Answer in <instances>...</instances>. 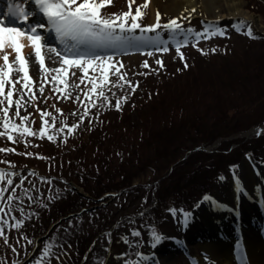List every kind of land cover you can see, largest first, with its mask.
Returning <instances> with one entry per match:
<instances>
[{
  "label": "rangeland",
  "instance_id": "374dc122",
  "mask_svg": "<svg viewBox=\"0 0 264 264\" xmlns=\"http://www.w3.org/2000/svg\"><path fill=\"white\" fill-rule=\"evenodd\" d=\"M188 5L191 7L179 10L171 8L169 0L154 5L149 0L146 7L144 0H133L131 7L129 0L106 4L101 9L104 16L125 11L134 14L140 7L144 15L139 22L147 25L156 18L157 10L162 14L161 23L184 13L183 24L199 28L215 23L227 26L228 34L212 35L215 27L205 28L210 29L208 38L179 43L184 59L177 51L178 42L169 43L168 51L152 50V55H148L150 50L117 54L109 60L108 80L96 92L91 90L92 81L99 70L85 73L79 66L63 65L58 55L52 57L51 50L42 52L44 69L39 68V61L30 66L33 82L23 88V73L15 58H10L12 79L21 78L13 99H20V114L28 119L15 115V103L9 115L11 121L32 128L33 134L4 129L2 108L6 102L0 105V132L23 136L16 143L0 135V148L15 149L0 151V168L6 171L0 186L9 190L0 196V209H4L0 211V264H17L31 251L35 236L44 233L63 212L99 203L92 198L107 192L117 195L105 199L108 201L94 211L58 225L27 264H80L95 236L112 226L114 230L98 240L86 264H104L110 245V264L126 260L131 264L137 253L155 247L153 231L178 233L181 224L175 213L179 219L181 209L190 212L206 194L227 202L235 170L246 182L243 166L247 156L260 159L264 170V132L246 133L264 121V0H244V10L254 14H242L246 18L233 17L224 0L215 2L216 11L207 9L204 0ZM192 8L196 11L188 16L186 10ZM219 18L225 23L210 21ZM247 24L253 28L251 37ZM161 59L163 67L157 64ZM62 66L68 67L67 74L55 71ZM10 87L11 82L5 91ZM100 91L103 96L98 95ZM77 122L76 129L64 127ZM42 127L44 134L39 132ZM210 137L215 139L210 144L222 140L210 151H193ZM13 172L9 185L7 178ZM70 182H82L92 198L74 194ZM246 201L251 204L254 197L247 193ZM214 207L210 204L208 209L215 214L225 212ZM17 220L22 223L17 225ZM133 230L139 235H133ZM167 260L166 264H190L182 254Z\"/></svg>",
  "mask_w": 264,
  "mask_h": 264
},
{
  "label": "snow or ice",
  "instance_id": "6c2138e0",
  "mask_svg": "<svg viewBox=\"0 0 264 264\" xmlns=\"http://www.w3.org/2000/svg\"><path fill=\"white\" fill-rule=\"evenodd\" d=\"M28 2V0H24L21 3V0H8V8L7 13L11 19L7 22L4 17L0 15V49H4L7 45H10L12 49L15 50L16 57L15 61L19 64V72L23 73L22 85L23 88L29 87V82H33V78L29 75V67L28 61L22 53V49L24 45L21 43V38L26 37L27 40L32 44L35 50L36 58L39 61V68L44 69L45 67V57L41 52L42 49V31L50 30L55 33L56 39L60 40L64 43L67 51L63 56V65H67L71 67L72 65L79 66V69H82L85 73L91 68L93 71L100 70L101 75L103 77V81L108 80V70H109V60L110 57H101L95 55L94 51H84L81 49V46H86L87 49H96V48H112V47H122V46H133L130 39L125 35V29L129 32H134L136 29H147V31L151 32L154 29H160L162 26L164 28L169 29L170 31L176 32L180 31L183 27V17L184 13H181L180 16L173 17L161 24V16L159 10L156 11L155 22L147 25H142L139 22V18L144 15L141 11L140 7H137L135 13L132 14L131 11H125L122 13H111L109 16L102 15L101 9L106 5L112 2V0H34V4L36 8L33 10L27 9L24 5ZM149 0H144V6L146 7ZM133 0H129V5L131 7ZM188 12V16H191L193 12L196 11L195 8L190 10H186ZM34 14L39 16L43 14V17H46V21L41 22H32L29 23L28 28L18 27L15 24V20L19 21H29V18ZM129 17H131V22L129 23ZM241 23H246L245 21H241ZM224 28L217 27L214 32H211L212 35H227L228 33ZM119 29V31H117ZM194 30L188 28L185 30V35L183 37V43H189V34ZM210 29L201 31H195V38H208V34ZM247 34L251 37L253 36V28L251 24H247ZM143 37H141L142 39ZM157 38H159L157 36ZM52 52H55L59 55L57 49L48 45ZM76 49V51H74ZM155 50L157 51H168V48L163 44L157 45ZM177 51L181 59H184V53L180 51V44L177 43ZM203 53L204 49H200ZM212 51H216L215 48ZM148 55H152V52L149 51ZM4 64L0 65V105H5L2 108L3 115V128L4 129H22V133H30L33 134V129L27 126H22L14 121H11V117L9 115V109L15 103V115L20 117L21 120H27V116H21V103L20 99H16L14 101V91L17 80L21 78L17 76L15 80L12 79L11 73L13 72L12 62L9 60V54L7 52L4 53L3 56ZM157 64L163 67V62L161 60H157ZM122 67V65H120ZM145 66H148V62L145 61ZM184 66L188 67L187 60H184ZM68 67H60L55 69L56 72L65 73L68 72ZM159 69H157L158 71ZM117 73H119V67L115 69ZM74 74V73H73ZM57 79L59 77H56ZM121 78H123L121 74ZM83 77H80V82H83ZM11 82V87L9 90L5 91L6 84ZM127 84H132V81L126 80ZM93 88L91 89L93 92H96V81H92ZM119 83V80L116 81ZM23 88L19 91H23ZM135 86H133V91ZM40 91L43 92V83H41ZM99 96H103L104 92L100 91L98 93ZM22 98V96H21ZM123 99H127V97H123ZM111 103V101H109ZM116 108H120V101L117 100L115 103ZM62 111V110H61ZM87 108H85V113H87ZM47 114V113H46ZM84 119L83 116L80 118ZM45 124L48 123L47 120L44 121ZM64 127H70L71 129H76L78 127V122L72 124L70 126L64 125ZM63 131V128L60 129ZM40 134L45 133V128L39 129ZM259 134V133H258ZM0 135H6L7 139L13 140L16 143L21 142L23 136H13L12 132L9 131L7 133L0 132ZM49 139L53 137L51 135L48 136ZM0 151L8 152L15 151V149L10 148H0ZM25 155H40L39 153H24ZM11 164V161H8ZM236 166H233L235 168ZM12 175H15L13 172L7 178V184H13ZM6 178V171L3 168H0V181H4ZM238 179V178H237ZM8 189L0 186V196H2ZM12 192L15 189H11ZM13 196H8L9 200H12ZM204 199H212L210 196H205ZM0 211H4V209H0ZM170 211H175L174 209H170ZM184 216V223L187 224L189 222V216L191 215L189 212L181 209L180 210ZM17 225L22 223V221L17 220ZM3 235V229L0 228V236ZM133 235H139L138 231L133 230ZM153 237V246L159 243L164 237L161 234H158L156 231L152 232ZM7 242V241H6ZM47 250V249H46ZM137 255L143 257L144 253L140 252ZM207 259V257H206ZM124 264H129V261H125ZM131 264H137V262L133 261Z\"/></svg>",
  "mask_w": 264,
  "mask_h": 264
},
{
  "label": "bare ground",
  "instance_id": "6f19581e",
  "mask_svg": "<svg viewBox=\"0 0 264 264\" xmlns=\"http://www.w3.org/2000/svg\"><path fill=\"white\" fill-rule=\"evenodd\" d=\"M160 0H152L153 5L157 4ZM171 8L175 6L173 9H187L191 6L188 5L189 2L194 0H169ZM220 0H204L207 4V9L211 11H216L215 2H219ZM229 11L231 14H247L249 17H253L254 14L250 13L247 10H244V0H224ZM219 4V3H218ZM219 6V5H218ZM181 8V9H180ZM255 18V17H254ZM60 41V40H59ZM21 43L24 45L22 49V53L26 55V59L28 61V67L38 61L36 56L33 53V46L32 44L24 37L21 38ZM61 44L65 47L64 43L60 41ZM62 47V46H61ZM87 48L86 46H84ZM83 48V47H82ZM6 50L10 51L9 60L13 56L15 58L16 53L15 50L11 48L10 45H7L4 49H0V57L4 56L3 51ZM76 50V49H74ZM52 57L55 59L56 55L51 54ZM36 59H35V58ZM244 175L246 176V185L248 192L255 196L258 200L261 199L262 193H264V172L260 167L258 168L252 164L251 161L245 160L244 161ZM245 183V182H244ZM239 185L236 182V179L231 180L230 184V198L229 205L237 210V218L238 222H240V209L242 206V200L237 197ZM253 207L246 208V215L251 213ZM201 211L203 208L200 209ZM243 219V218H242ZM244 220V219H243ZM209 222H212L210 220ZM212 224V223H211ZM261 225H264L262 223ZM253 228H249L248 224H236V230L238 234L227 233L225 238L218 239L216 236L207 238L203 244H200L201 250L207 251L206 255L203 252L199 251L196 255L200 258L206 259L207 263L204 264H264V246L261 241V238L258 236V228L252 226ZM216 232L218 228L215 229ZM219 233V232H217ZM260 235V234H259Z\"/></svg>",
  "mask_w": 264,
  "mask_h": 264
}]
</instances>
